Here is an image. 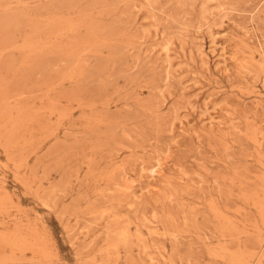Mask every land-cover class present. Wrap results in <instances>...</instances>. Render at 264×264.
<instances>
[{"label":"rangeland","instance_id":"rangeland-1","mask_svg":"<svg viewBox=\"0 0 264 264\" xmlns=\"http://www.w3.org/2000/svg\"><path fill=\"white\" fill-rule=\"evenodd\" d=\"M0 264H264V0H0Z\"/></svg>","mask_w":264,"mask_h":264}]
</instances>
